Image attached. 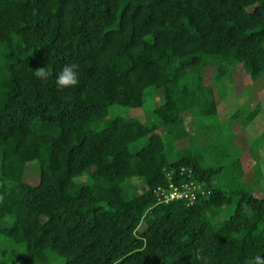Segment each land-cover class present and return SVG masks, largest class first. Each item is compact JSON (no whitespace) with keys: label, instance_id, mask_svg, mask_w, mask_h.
<instances>
[{"label":"trees","instance_id":"16d2710c","mask_svg":"<svg viewBox=\"0 0 264 264\" xmlns=\"http://www.w3.org/2000/svg\"><path fill=\"white\" fill-rule=\"evenodd\" d=\"M67 63L80 83L61 91ZM236 71L256 97L264 0H0V264L264 260V196L245 187L257 163L248 178L240 132L228 141L242 154L205 163L227 141L217 99ZM146 105L143 120L114 110ZM261 108H237L230 123L241 131ZM181 165L206 193L159 202L164 170Z\"/></svg>","mask_w":264,"mask_h":264},{"label":"rangeland","instance_id":"374dc122","mask_svg":"<svg viewBox=\"0 0 264 264\" xmlns=\"http://www.w3.org/2000/svg\"><path fill=\"white\" fill-rule=\"evenodd\" d=\"M213 70L212 72L208 70L206 74V81L212 83L213 81ZM249 78L245 76L242 72L236 71L232 84L229 87V84L226 82L223 83L221 92L222 99L217 96V116L221 123L220 131L222 132V137L227 138L222 143V152L221 154L217 153V160L215 158H206L205 163L213 165L216 163H230L235 157L243 153V146L245 144L247 148L242 154V159L244 161L246 170L248 171V178L252 177V167L254 161L257 163L253 168L254 171V180L251 183H246L245 187L254 189V192L257 196H264V76L259 77L254 82V87L256 90V97L253 96L248 87ZM161 98V93L157 92L155 100L158 102ZM256 100H259L261 103V112L251 121L246 128L240 131V127L230 123L229 116L237 108H242L247 110ZM148 109V105L143 108H128L124 106H114V110L119 112L122 116L125 117H136L140 120L144 119L145 112ZM246 114L243 112V115ZM196 121L200 122L199 118L196 117ZM240 132L239 133V143L231 145L228 141V136L230 132ZM259 136V138H258ZM187 143V141H186ZM185 142H180L178 147H182L186 144ZM250 151V152H248ZM220 152V149H219ZM242 152V153H241ZM214 153V152H213ZM215 154V153H214ZM209 156H213L210 154ZM252 156H257L253 159ZM219 160V161H218ZM222 179L225 181L228 180L231 175L228 172L223 173ZM24 179L32 184H36L39 180V165L37 162H29L26 165ZM233 205L229 207V210L233 209ZM144 227L142 223L140 228ZM6 240L0 236V251L3 247L6 246ZM2 259V254L0 252V260Z\"/></svg>","mask_w":264,"mask_h":264},{"label":"built area","instance_id":"2783aa9c","mask_svg":"<svg viewBox=\"0 0 264 264\" xmlns=\"http://www.w3.org/2000/svg\"><path fill=\"white\" fill-rule=\"evenodd\" d=\"M167 182L154 190L159 202L184 200L187 205L192 204L199 195H204L206 189L193 175L189 166H176L165 169Z\"/></svg>","mask_w":264,"mask_h":264},{"label":"clouds","instance_id":"9594fccd","mask_svg":"<svg viewBox=\"0 0 264 264\" xmlns=\"http://www.w3.org/2000/svg\"><path fill=\"white\" fill-rule=\"evenodd\" d=\"M79 64L78 63H67L64 64L58 72L55 74V85L63 91L69 88H75L79 85ZM35 75L41 80H46L50 73L44 67H38L35 71ZM255 264H264V260L259 255L254 257Z\"/></svg>","mask_w":264,"mask_h":264},{"label":"crops","instance_id":"0c3cea01","mask_svg":"<svg viewBox=\"0 0 264 264\" xmlns=\"http://www.w3.org/2000/svg\"><path fill=\"white\" fill-rule=\"evenodd\" d=\"M259 137V136H258Z\"/></svg>","mask_w":264,"mask_h":264}]
</instances>
